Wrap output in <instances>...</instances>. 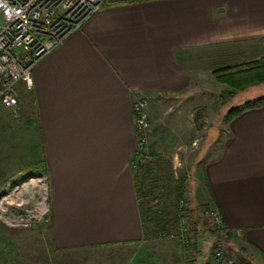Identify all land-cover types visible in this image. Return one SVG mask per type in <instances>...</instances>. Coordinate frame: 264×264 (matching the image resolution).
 Masks as SVG:
<instances>
[{"label": "crops", "instance_id": "0c3cea01", "mask_svg": "<svg viewBox=\"0 0 264 264\" xmlns=\"http://www.w3.org/2000/svg\"><path fill=\"white\" fill-rule=\"evenodd\" d=\"M261 58L264 0H111L46 54L33 70L30 124L44 147L54 247L144 241L133 101ZM228 126L204 164L200 202L221 210L235 254L264 264V107Z\"/></svg>", "mask_w": 264, "mask_h": 264}, {"label": "rangeland", "instance_id": "374dc122", "mask_svg": "<svg viewBox=\"0 0 264 264\" xmlns=\"http://www.w3.org/2000/svg\"><path fill=\"white\" fill-rule=\"evenodd\" d=\"M220 83L214 74H207L177 95L145 98L151 121L149 147L156 157L152 163L135 168L136 178L148 188L150 196L140 203L148 226L144 241L74 250H60L53 245L49 173L43 170L44 147L38 124H30L34 116L33 91H23L18 85L20 117H14L0 102V264H214L217 240L226 242L231 255L247 259L235 254L233 233L221 210L200 202L208 193L203 167L222 149L227 136L224 132L234 119L224 123L228 111L264 95V84L238 91L224 103L222 93L230 88ZM6 194L7 199H2ZM155 198L159 199L158 208L151 206ZM181 198L187 200L185 212L202 205L195 214L198 231L193 230L186 216L179 218L175 212L177 199ZM205 208L219 210L222 228H215L203 216ZM182 221L189 228L188 244L180 237L159 234L163 229L179 236Z\"/></svg>", "mask_w": 264, "mask_h": 264}, {"label": "built area", "instance_id": "2783aa9c", "mask_svg": "<svg viewBox=\"0 0 264 264\" xmlns=\"http://www.w3.org/2000/svg\"><path fill=\"white\" fill-rule=\"evenodd\" d=\"M111 0H0V102L8 108L14 117H20L21 103L18 85L26 90L34 87L33 70L37 63L73 31L81 28L86 20ZM132 110L134 113V129L137 137L136 162L134 167H142L155 160L150 150L148 100L135 99ZM141 184V183H140ZM142 194L139 203L148 200V189L140 186ZM7 199V194L2 198ZM175 209L179 218L187 208V200H178ZM155 198L151 206H159ZM161 212V211H158ZM203 216L215 228H222L224 221L217 209L205 208ZM182 218V217H181ZM185 220V219H184ZM176 232L160 230L159 234H170L172 238L180 237L188 244L189 228L180 223ZM168 237V236H167ZM214 264H255L251 260L235 257L228 251L224 240H217L213 248Z\"/></svg>", "mask_w": 264, "mask_h": 264}, {"label": "trees", "instance_id": "16d2710c", "mask_svg": "<svg viewBox=\"0 0 264 264\" xmlns=\"http://www.w3.org/2000/svg\"><path fill=\"white\" fill-rule=\"evenodd\" d=\"M213 74L216 79L221 83L228 85L230 90L228 92H223V102L227 103L231 98L235 96L238 91L246 90L250 87L264 84V58L259 60L251 61L246 64L221 67L216 69ZM264 107V95L257 96L255 98L249 99L240 105H237L230 109L224 118V123H228L230 120L240 115L242 112L248 109L262 108ZM44 166V165H43ZM44 170V167H43ZM183 190L180 191V196L183 195ZM178 201V199H177ZM202 205H198L196 208H191L189 211H183L182 216H186L188 222L192 226L194 231H198L197 220L195 214L198 209H202ZM153 214V213H152ZM144 219V224H145ZM148 226L145 225V233L148 232ZM213 234H218L217 231H211ZM208 232V230H207ZM187 264H195L194 261H190Z\"/></svg>", "mask_w": 264, "mask_h": 264}]
</instances>
